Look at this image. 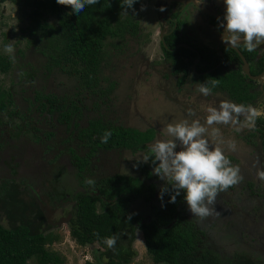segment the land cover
Here are the masks:
<instances>
[{
  "label": "trees",
  "instance_id": "1",
  "mask_svg": "<svg viewBox=\"0 0 264 264\" xmlns=\"http://www.w3.org/2000/svg\"><path fill=\"white\" fill-rule=\"evenodd\" d=\"M122 3L123 0H99L96 5H86L77 15L69 6L59 5L56 0L35 2L31 33L52 41L49 65L56 73L79 80L77 90L82 94L90 91V95L95 96L100 87L103 65L107 62L106 39L139 33V23L135 21L141 0L134 4L135 12L127 9V15L121 13ZM51 15L57 19L55 24L46 23L47 16ZM165 42L163 50L168 54L167 45H170L167 39ZM11 69L9 58L0 56V74ZM73 95L61 99L58 94L38 93L37 110L41 116L56 120L57 124L77 127L76 117L84 115L83 100L77 99L78 93ZM11 105H14L13 95L0 87V114L9 113ZM129 128L92 120L75 132L76 139L90 149L85 158L73 156L83 188L80 192L69 191L63 182V174L57 171L52 172L48 181L31 176L1 181L0 264H65V257L49 249L61 237L51 232L59 226H55V218L49 219L48 211L56 217L60 208L70 213L62 218H69L70 236L78 245L96 244L103 250L97 255L99 262L130 264L137 256L134 248L137 234L142 233L147 254L154 264H259L260 258L248 252L236 250L232 258L227 259L217 253L215 247H206L207 231L212 228L208 222L207 230L201 228L203 221L193 217L184 193L176 197L175 203L168 202L170 195L167 193L163 200L155 196L165 183L153 174L151 161L138 164L139 177L116 174L99 181L92 179L93 185L87 183V169L100 151H129L132 155L146 151L149 154V144L156 139L157 133L151 129L144 134ZM106 131H111L112 135L107 143H102ZM137 207L139 209L135 211ZM147 210L152 215L151 221H145ZM211 216L209 222L221 223V237L230 241L237 232L230 228L231 235L225 237L228 229L221 228L226 226L223 218L219 214ZM113 235L118 237L114 250L104 243L105 238Z\"/></svg>",
  "mask_w": 264,
  "mask_h": 264
},
{
  "label": "rangeland",
  "instance_id": "2",
  "mask_svg": "<svg viewBox=\"0 0 264 264\" xmlns=\"http://www.w3.org/2000/svg\"><path fill=\"white\" fill-rule=\"evenodd\" d=\"M35 2L36 0H0V56L7 57L12 62V69L6 74H0V87L10 92L14 101L9 113L0 114V183L5 178L11 179L17 176H31L48 181L52 172L57 171L63 174L62 179L68 190L75 192L80 186V180L79 170L73 164V156L76 154L85 158L90 149L84 147L74 134L79 128L88 126L92 120H102L105 124L124 126L128 129L131 127L144 134L148 129H153L157 135L156 139L149 144V148L157 139L168 138L164 130L169 123L185 119L191 122L187 113H185L186 117L182 114L186 106H183L178 99L169 98L166 91L162 92L153 87L157 84L155 78L148 82V76L153 75L151 66H156L152 61L154 60L155 64L163 62L158 59L162 57L159 40L161 25L159 9H156L158 3L165 7L162 1L141 0L137 11V21H135L141 23V38L137 35L132 36L133 33L131 35L127 33L124 38L113 36L106 39L107 62L103 65L101 84L96 89L95 96H91L90 91L89 94L84 93L87 96L78 92L79 80L65 73H56L49 65L52 41L46 38L40 39V35L31 33L34 28L32 12L35 10ZM217 3L221 14H224V0H219ZM142 6L143 10H141ZM167 6L166 11L170 5L167 4ZM47 22L55 24L57 19L52 15L47 16ZM8 44L14 46V60L4 50L5 45ZM161 66H166V63L163 62V65L157 67ZM67 69L70 68L67 67ZM190 80L195 81V79ZM111 85H113L112 88H110ZM38 93L58 94L61 99L71 98L73 94L78 93L77 99L83 100L84 112V115L76 117L75 122L78 126L65 127V124H57V121H52L50 117L41 116L37 110ZM224 127L227 129L224 132L219 129L224 139L235 140L237 144L236 151H230L226 144L220 145L225 155L232 165H238L239 155L243 159L242 163L253 167L249 173L240 171L243 179L247 177L245 174H256L257 178V170H264V165L262 166L259 162L254 166L257 158L250 154L251 151L247 152V146L244 143L238 141V136L232 132L235 129L230 126ZM36 129L39 131L37 132ZM212 131L213 128L209 127L207 136L210 140ZM254 151H257V148L252 146V152ZM145 152H138L132 156L129 151H125L124 154L120 151H100L95 158L93 157L87 169L89 176L93 180L116 174L139 177L140 169L134 165L146 154ZM231 152L232 154H227ZM122 155L124 156L120 159ZM240 170H243V167ZM251 180L255 182V177H251ZM162 183L164 184L165 181ZM257 183L259 187L264 188V182H259L258 178ZM234 187L241 188L242 184L239 183L218 194L227 199L224 202L230 200L232 196L233 199L236 196L242 197V194L238 192L240 189L235 190ZM262 192L259 189L247 190V200L254 202L253 214L256 216L254 222L251 221L247 227L243 225V222H235L232 218L231 222H225V227H221L224 230L228 229L224 233L225 237L231 235L230 228L237 232L230 241L221 237V223L209 222L210 220L203 218L201 228L207 230V222L212 228L211 231H207L205 246L215 247L217 253L227 259L234 250L248 252L260 258L259 264H264V194ZM217 199L219 200V196ZM154 202L158 204L157 201ZM230 208L233 207L230 205ZM138 209V207L135 208V211ZM221 212L222 210H217L215 213L221 214ZM149 213L150 211L147 210L145 215ZM2 221L5 224L3 219ZM51 232L59 235L61 239L49 249L65 257V264H86L87 262L108 264L106 260L99 262L97 255L103 250L98 245L86 247L78 245L71 238L67 224L63 223ZM134 248L137 256L130 264H154L147 254L142 233L137 234Z\"/></svg>",
  "mask_w": 264,
  "mask_h": 264
},
{
  "label": "flooded vegetation",
  "instance_id": "3",
  "mask_svg": "<svg viewBox=\"0 0 264 264\" xmlns=\"http://www.w3.org/2000/svg\"><path fill=\"white\" fill-rule=\"evenodd\" d=\"M158 1H162L165 7L167 4L170 5L167 11L159 3L156 6V9H159V24L161 25L159 40L162 51V57H158V59L166 63V66L158 68L157 66L163 65V62L155 64L153 60L152 62L156 66H151L153 75L148 76V82L150 83L151 79L155 78L157 84L153 87L162 92L166 91L169 98L172 100L178 99L183 106H186L184 112H182L184 117L187 113L191 120L199 119L202 123L203 118L207 115V109L210 107L218 108L222 100L264 108V43L257 45L256 50L253 52L247 51L242 41L239 47H231L225 44L222 40L224 32L221 28V22L216 17V14L218 16L223 15L218 8L217 0ZM139 27H141V23ZM140 35L141 31L139 29L137 37L141 38ZM166 39L170 45H167L168 54L163 50V46H166ZM186 49L188 52H186ZM190 79H195V81ZM213 80H215L214 87L212 85ZM202 82L207 83L211 88V94L207 97L195 91L196 83ZM167 93L165 94L167 95ZM149 127L153 128L150 125ZM230 127L235 129L232 132L236 133L238 141L247 146V152L251 151L250 154L256 157L263 166L264 115L257 118L254 129ZM219 129L222 132L227 130L224 126H220ZM248 131L250 132L248 133ZM252 146L256 147L257 151L252 152ZM105 152L113 151L105 150ZM227 154H232V152ZM238 158L239 168L243 167V170L240 171L249 173L253 167L242 163L241 156L238 155ZM89 174L87 179H90ZM245 175L247 176L246 179L240 182L242 187H234L235 190L240 189L238 192L242 194L241 198L236 196L233 199L232 196L230 200L224 202L227 199L218 195L219 200H216L214 207L216 210H222L219 214L220 218H223L222 222H231V219L234 218L233 221L243 222V225L248 227V224L255 220L254 217L256 216L253 214L254 202L253 200H247V190L259 189L264 192V188L258 186L256 174ZM251 177H255V182L251 180ZM99 180L101 179L96 181ZM82 190L83 188L80 185L76 192ZM157 191L158 193L155 196L159 197L160 190ZM263 192L262 194H264ZM67 202L72 203L73 201L68 200ZM59 204L66 205L64 202H59ZM230 205L233 208H230ZM57 212L58 217L51 215V218H55L56 222L64 215L70 214L65 208H60ZM215 212L212 214L213 216H215ZM209 218L213 217L210 215L205 220L208 219L209 221ZM151 220L152 215L149 213L146 215L145 221ZM201 221L204 222L203 218H201ZM233 254L235 253L233 252L228 259L232 258Z\"/></svg>",
  "mask_w": 264,
  "mask_h": 264
},
{
  "label": "clouds",
  "instance_id": "4",
  "mask_svg": "<svg viewBox=\"0 0 264 264\" xmlns=\"http://www.w3.org/2000/svg\"><path fill=\"white\" fill-rule=\"evenodd\" d=\"M56 2L69 6L72 13L78 15L86 5H96L99 0ZM137 2L123 0L121 13L127 15V9L135 12L133 6ZM224 4L225 13L220 15L221 26L225 30L223 42L231 47H239L242 41L247 51H255L257 45L264 43V0H224ZM4 50L12 60L15 59L13 44L5 45ZM212 85L215 86V80ZM195 91L205 97L211 94V88L203 82L196 83ZM261 115H264V108L222 100L218 108L207 109L203 123L199 119L169 123L164 130L168 138L157 139L150 146L149 154H144L134 166L151 161L153 174L165 181L159 198L163 200L167 193L170 195L168 202L175 203L176 197L183 192L193 217L206 218L216 211L214 205L218 194L243 180L239 166L231 164L220 146L226 144L230 151H236V141H226L219 130L220 126L254 129L255 121ZM209 127L213 128L211 140L207 136ZM111 135V131H106L101 142L107 143ZM256 164H259L258 159L254 166ZM257 178L264 182V170H257ZM87 183L93 185L95 182L88 179ZM117 239L113 235L105 238L104 243L114 250Z\"/></svg>",
  "mask_w": 264,
  "mask_h": 264
},
{
  "label": "water",
  "instance_id": "5",
  "mask_svg": "<svg viewBox=\"0 0 264 264\" xmlns=\"http://www.w3.org/2000/svg\"><path fill=\"white\" fill-rule=\"evenodd\" d=\"M172 1H178V0H172ZM179 2V1H178ZM205 12H207L206 10H205ZM216 17L217 18H219V20H220V22H221V18H220V16H218L217 14H216ZM221 28L223 29V32H224V34H225V30H224V28L221 26ZM51 213V211H48V216H49V219H51V215H52V213ZM68 220H69V218L68 219H65V218H62L61 220H59L58 222H56L55 223V226H61L63 223H65V224H67L68 223Z\"/></svg>",
  "mask_w": 264,
  "mask_h": 264
},
{
  "label": "crops",
  "instance_id": "6",
  "mask_svg": "<svg viewBox=\"0 0 264 264\" xmlns=\"http://www.w3.org/2000/svg\"><path fill=\"white\" fill-rule=\"evenodd\" d=\"M217 2H219V0H217Z\"/></svg>",
  "mask_w": 264,
  "mask_h": 264
}]
</instances>
